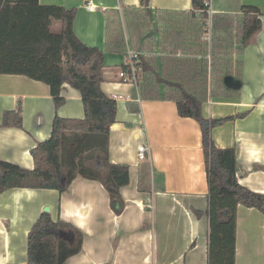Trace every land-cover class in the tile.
Returning <instances> with one entry per match:
<instances>
[{
  "label": "crops",
  "instance_id": "crops-1",
  "mask_svg": "<svg viewBox=\"0 0 264 264\" xmlns=\"http://www.w3.org/2000/svg\"><path fill=\"white\" fill-rule=\"evenodd\" d=\"M204 1L212 11L208 20L193 9V0H150L149 7L145 0H39L76 9V36L104 52L101 89L117 101L110 162L129 165L131 181L121 188L125 209L120 216L100 183L80 177L63 193L10 189L0 194V264L27 263L28 234L46 208L54 221L70 223L83 234L81 252L67 264H208L209 180L200 126L181 118L174 101L143 100L136 84L121 81L128 50L207 60L203 116L248 113L215 128L213 141L218 148L237 150L240 184L264 195V0ZM247 8L261 13L262 28L243 47ZM208 24L212 39L203 34ZM61 96L65 104L56 109L45 83L0 74V126L4 112L20 101L23 106V128H0V161L33 170L30 151L50 138L55 117H85L77 90L65 84ZM141 145L150 147L144 161H139ZM236 264H264V214L243 205L238 207Z\"/></svg>",
  "mask_w": 264,
  "mask_h": 264
},
{
  "label": "trees",
  "instance_id": "trees-1",
  "mask_svg": "<svg viewBox=\"0 0 264 264\" xmlns=\"http://www.w3.org/2000/svg\"><path fill=\"white\" fill-rule=\"evenodd\" d=\"M193 9L209 19V6L204 0H193ZM75 16L76 9L41 5L39 0H0V74L45 83L56 109L65 104L61 89L67 84L81 94L85 111L83 119L55 117L50 138L30 151L33 170L0 161V194L10 189L63 193L80 177L100 183L109 195L111 209L120 216L125 209L121 188L131 180L129 165L110 162V133L116 122L117 101L101 89L105 54L76 36ZM244 18L242 45L247 47L262 28L261 13L247 8ZM205 29L203 34L212 39L209 24ZM207 68V60L198 61L196 57L180 60L141 55L136 65V86L143 100L174 101L181 118L193 119L200 126L209 180L208 264H236L238 207L264 214V195L240 184L237 150L218 148L213 141L215 128L244 119L248 113L221 119L203 116L209 87ZM122 70L127 71L125 66ZM8 127L23 128L21 101L15 110L4 112L0 128ZM82 248L83 234L77 228L54 221L43 212L28 234L26 264H67Z\"/></svg>",
  "mask_w": 264,
  "mask_h": 264
},
{
  "label": "built area",
  "instance_id": "built-area-1",
  "mask_svg": "<svg viewBox=\"0 0 264 264\" xmlns=\"http://www.w3.org/2000/svg\"><path fill=\"white\" fill-rule=\"evenodd\" d=\"M209 6V5H208ZM86 8L89 11H94L95 8L92 4H88ZM212 14V11H209ZM141 56L140 52L128 50L125 57L124 66L126 70H121L119 73V78L123 83H132L136 84V65L138 63L139 57ZM150 153V147L147 145H141L138 149L139 161L147 160Z\"/></svg>",
  "mask_w": 264,
  "mask_h": 264
},
{
  "label": "water",
  "instance_id": "water-1",
  "mask_svg": "<svg viewBox=\"0 0 264 264\" xmlns=\"http://www.w3.org/2000/svg\"><path fill=\"white\" fill-rule=\"evenodd\" d=\"M149 3H150V0H145V5H146V7H149ZM44 212H48V213H49V208H46V209L44 210Z\"/></svg>",
  "mask_w": 264,
  "mask_h": 264
}]
</instances>
